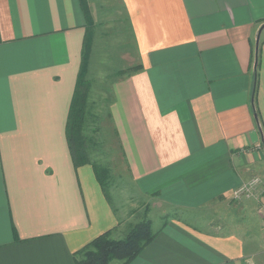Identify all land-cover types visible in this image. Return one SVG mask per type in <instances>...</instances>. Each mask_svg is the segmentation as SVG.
<instances>
[{
  "label": "crops",
  "instance_id": "obj_1",
  "mask_svg": "<svg viewBox=\"0 0 264 264\" xmlns=\"http://www.w3.org/2000/svg\"><path fill=\"white\" fill-rule=\"evenodd\" d=\"M114 1L131 73L110 77L109 100L132 121L127 173L156 232L129 264H264V0ZM85 26L80 0H0V264H75L128 223L65 139Z\"/></svg>",
  "mask_w": 264,
  "mask_h": 264
},
{
  "label": "rangeland",
  "instance_id": "obj_2",
  "mask_svg": "<svg viewBox=\"0 0 264 264\" xmlns=\"http://www.w3.org/2000/svg\"><path fill=\"white\" fill-rule=\"evenodd\" d=\"M91 9L94 17L92 14L91 16L94 19L91 29L89 59H91L90 63L93 66L92 77L94 80L91 82L94 90L90 92L92 94L90 100H88L90 115L87 116L84 133L93 143L90 146L91 159L109 170V180L105 188L107 197H104L110 200L112 206L120 210L121 214L125 215L124 218L128 219V223L120 229L121 234L117 233L120 236L111 235L113 239H122L129 227L143 219H149V205L136 196L134 175L131 171L129 174L127 173L129 166L126 165L125 152H127L126 148H129L130 144H126L125 139L121 136V130L123 131L126 123L128 125L132 124V121L129 118L119 122V118H125V115L120 111L112 113L114 108L111 107V104H115L116 100H109L113 83L110 77L117 76L118 78V75L121 74L120 76L124 78L127 65L130 63L128 59L132 53L131 34L129 25L124 18V12L118 2L114 0H93ZM134 65H136L135 54ZM120 70L126 71L123 72L124 75L119 73ZM127 73H131V71ZM100 77L102 78L101 83H99ZM106 78H108L107 81H105ZM101 89L102 93L108 95L107 100L105 98L100 100L98 94ZM118 133L120 136H118ZM116 162L119 165L121 163V165L118 166ZM123 165H125L126 171ZM151 217L154 223L158 222L157 215ZM109 264H120V261L114 260Z\"/></svg>",
  "mask_w": 264,
  "mask_h": 264
},
{
  "label": "trees",
  "instance_id": "obj_3",
  "mask_svg": "<svg viewBox=\"0 0 264 264\" xmlns=\"http://www.w3.org/2000/svg\"><path fill=\"white\" fill-rule=\"evenodd\" d=\"M80 6L84 14L86 26L81 61L66 117L65 139L73 167L77 169L78 167L89 165L102 193L107 197L105 188L109 180V170L107 167H103L97 161L91 159L90 146L93 143L84 133L87 116L90 115L88 102L90 82L87 80L86 74L90 55L93 19L86 0H80ZM256 50V61L254 60V64H256L257 68L259 47ZM141 69L140 65H136L132 68V71L136 73L141 71ZM256 90L257 86L253 89L254 98ZM253 101L255 103V100ZM111 235L112 231H107L83 246L75 253V264H109L114 260L120 261V264H129L152 242L156 232L152 230L151 221L143 219L129 227L122 239H113Z\"/></svg>",
  "mask_w": 264,
  "mask_h": 264
},
{
  "label": "built area",
  "instance_id": "obj_4",
  "mask_svg": "<svg viewBox=\"0 0 264 264\" xmlns=\"http://www.w3.org/2000/svg\"><path fill=\"white\" fill-rule=\"evenodd\" d=\"M260 179L258 177H252L248 181L243 182L231 193L233 200L240 199L242 197L251 198L254 196V191L258 187ZM258 214L264 219V201H261L258 205Z\"/></svg>",
  "mask_w": 264,
  "mask_h": 264
},
{
  "label": "water",
  "instance_id": "obj_5",
  "mask_svg": "<svg viewBox=\"0 0 264 264\" xmlns=\"http://www.w3.org/2000/svg\"><path fill=\"white\" fill-rule=\"evenodd\" d=\"M256 39H258V36H257ZM257 41H258V40H256V46H257ZM256 49H257V47H256ZM256 51H257V50H256ZM255 61H256V56H255ZM254 119L257 120L256 114H254ZM257 124H258V123H257Z\"/></svg>",
  "mask_w": 264,
  "mask_h": 264
}]
</instances>
